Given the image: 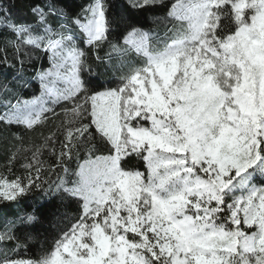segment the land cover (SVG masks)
Returning a JSON list of instances; mask_svg holds the SVG:
<instances>
[{
    "label": "snow or ice",
    "instance_id": "snow-or-ice-1",
    "mask_svg": "<svg viewBox=\"0 0 264 264\" xmlns=\"http://www.w3.org/2000/svg\"><path fill=\"white\" fill-rule=\"evenodd\" d=\"M0 154V264H264V0H0Z\"/></svg>",
    "mask_w": 264,
    "mask_h": 264
},
{
    "label": "trees",
    "instance_id": "trees-1",
    "mask_svg": "<svg viewBox=\"0 0 264 264\" xmlns=\"http://www.w3.org/2000/svg\"><path fill=\"white\" fill-rule=\"evenodd\" d=\"M4 163H5L4 157L2 154H0V165H3ZM48 243L51 244V237H48Z\"/></svg>",
    "mask_w": 264,
    "mask_h": 264
}]
</instances>
